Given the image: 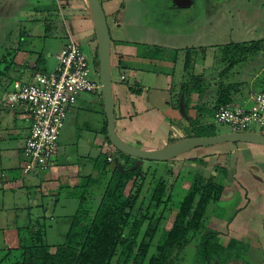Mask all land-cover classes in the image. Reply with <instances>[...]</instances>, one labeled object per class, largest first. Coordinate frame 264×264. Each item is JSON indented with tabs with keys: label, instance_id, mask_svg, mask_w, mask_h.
<instances>
[{
	"label": "crops",
	"instance_id": "0c3cea01",
	"mask_svg": "<svg viewBox=\"0 0 264 264\" xmlns=\"http://www.w3.org/2000/svg\"><path fill=\"white\" fill-rule=\"evenodd\" d=\"M28 1L32 3L27 5ZM38 1L40 0H1V3L3 4V11L6 12L5 15L13 19L15 10L22 11L27 5L28 11L24 10L22 14L17 15V18H15L18 22H23L21 25L31 26V28L23 31V33L25 32L23 36H29L35 40L41 38L45 41L44 38L47 37V33H53L52 35L55 36L60 35L61 47L70 39H73L80 47L82 45L80 42H84L90 55L95 54L96 40L94 27L83 0H64V4L61 6L62 8L59 6V11L71 16L72 24L70 23L68 26L64 25V28L55 27L54 30H51V25L53 23L57 24L58 20L52 21L49 19L50 17L48 18V15H50V13L45 12V15L41 14L45 16L43 18L33 12L36 11V4ZM100 2L106 15L111 37L113 73L114 69L116 70V78H113L115 131L121 138L135 146L140 145L145 148L147 146H143L144 144L152 143L155 148H159L166 145L172 132L177 136L178 133L182 132L179 126L173 129V124L171 123H180L179 125L182 128L193 127V125H195L194 121L198 120L199 115V123L201 119L202 122H205V120H203V114H198V112H194L193 110L197 102L199 103V100H201V96L205 95L207 99L212 96L210 92H205L202 95V85L198 83L203 82L201 76L190 77V81L188 82V84H190V89H185V82L180 83L178 87L179 90L175 93L174 97L172 95L174 85L172 83L174 79L173 74L177 73L176 68L178 67L179 61H183L184 68L188 70L191 60L194 61L193 58L197 60L199 58V53L200 58L202 56L201 54H203V58H206L209 56V53H214L216 48L221 45L231 42L245 43L264 39V27H260L258 23H252L251 16L248 14L249 12H258L263 8H258L259 6L257 7L255 2L250 3L252 0H247L246 2L241 1V3L236 2V0L198 1L201 3L193 1V11L189 9L187 10L188 12H184L180 6L176 7L179 14L180 12L184 13L183 15L180 14L181 16H186L177 26L170 25L169 23L156 22L153 8L147 7L146 0H100ZM166 3L167 0H163L164 8L175 15V8L171 5H166ZM75 7H78V9L75 10ZM200 10H203L204 14H201ZM27 15L36 17L33 20H28L25 18L28 17ZM262 16H264V13ZM42 24L43 28L41 32L39 31V26H42ZM23 36L22 34L19 35V44L16 49L18 57L21 58V65H19L17 69L15 68L16 73L12 74L9 80L5 82L8 83L6 84L4 92L9 89L10 83L14 80L28 82L32 79L33 73L37 71L48 73V71L39 70L37 67H39V64H45V53L51 55L49 48L42 44L28 45L26 44V40L23 39ZM188 49H190L192 53H190V61L186 66V51ZM58 52L55 55L56 57ZM239 64L235 67H238ZM263 68L264 63L261 64L259 68L250 72L251 74L249 72L240 73L239 71V74H241V81L245 82L248 80L249 87H245L240 92L235 93V97L240 100L234 102L241 103L249 98L251 93L254 92V89H250L252 88L251 81L253 82V80L257 78ZM234 69L235 68L232 70ZM122 74L126 77L124 81L120 80V75ZM250 77L252 79L251 81ZM191 80H194V83ZM255 85L257 91L264 89H260V85L258 84ZM130 87L136 90L140 89L141 91L139 93L133 92ZM207 89H209V87H207ZM195 93H197V96ZM216 93L217 90L213 95V100H211V97L208 99V103H211V105H207L212 108L215 106L214 99ZM81 94L68 111L67 118L71 116V120L82 117V106L76 108V105L82 97ZM0 100V109L9 108L6 104L2 103V97ZM84 101L85 98H83L81 104L84 103ZM90 101L101 104V94L95 93L92 99L87 100V102ZM202 105H206V103ZM13 110L16 111L15 117L17 119L26 121L29 133L30 120L24 109L16 108ZM189 110H192V112L190 113ZM182 113L183 115H181ZM166 119L171 125L168 126L163 124ZM12 122H14V119H12ZM104 126L106 127V121ZM12 128L13 131L11 130ZM103 129L104 127L101 124V127L95 131L94 141L92 142L89 139L87 143L91 144L92 142V144L98 147L99 145H103L102 147L106 148L107 152H111L110 146L106 143ZM10 130L14 136L18 128L14 124L10 127ZM17 136L18 133L16 134V137ZM5 139L6 138H3V140ZM24 141H17L19 144L17 146L15 145V147L10 145L0 147L1 193L5 194L10 192L12 195H15L17 193L16 189H20L21 191L23 190V194L34 191L35 193H39L40 198L46 199L50 198V194H55L57 188H59L62 183L67 182L66 184L75 186L81 182L79 179V182L73 185L67 180L61 182L60 178H58V176L65 171L66 165L65 163L62 164L60 161V158H65L66 154L65 148L60 145L61 143H58L53 163L48 168L43 170L37 169L35 172H32V174L26 176L22 175L20 172L16 174V170L13 169H19L22 165L23 160L21 153ZM65 160L66 163H68L67 157ZM82 160V163L77 164V170L75 169V178L82 176L83 172H85V158L82 157ZM251 160L252 159L249 158L243 162H252ZM253 164L261 170V174L264 173V161L258 159L253 161ZM240 170L242 169H239L237 176L238 180L249 188L254 184L253 182L256 178L250 173L247 174ZM43 195L46 197H43ZM262 196L264 197V195ZM54 197L53 200H55ZM37 201L38 200H35L34 202ZM257 202L258 200L255 201L254 198L250 197L246 206L239 205V208H237V216L232 223L233 226H235L239 218H241L244 223L246 217L244 212L250 205L253 206V203L257 204ZM42 205L43 204L40 206L42 207ZM2 211L5 212V206L0 203V220L3 219ZM261 223L262 218L255 224L256 228L253 229V231L248 229V227L243 230H249L252 234L257 235L258 242L262 245L261 248L264 251V234ZM2 226L6 227L7 225L2 224ZM2 226L0 225V227ZM242 232L244 231H239V234ZM249 232H247V235ZM231 235L235 237V239H238L239 235H234L233 233H231ZM249 244L254 246L252 242Z\"/></svg>",
	"mask_w": 264,
	"mask_h": 264
},
{
	"label": "rangeland",
	"instance_id": "374dc122",
	"mask_svg": "<svg viewBox=\"0 0 264 264\" xmlns=\"http://www.w3.org/2000/svg\"><path fill=\"white\" fill-rule=\"evenodd\" d=\"M193 1L198 2L201 0H167L166 5H171L175 8L179 7L183 9L184 12L191 9L193 11ZM241 1L246 2L247 0H236V2L241 3ZM193 2V3H192ZM258 8H263L262 10H259L258 12H249L248 14L251 16L252 23H258L260 27H264V0H252L250 3H254ZM31 1L27 2L28 4H31ZM201 3V2H198ZM64 4V0H40L36 4V11L35 14L39 15V17H45L42 15H45L46 13H50L48 15V18L52 21L58 20L57 24L53 23L51 25V30H54L55 27L57 28H64L65 26L70 25L71 22V16L67 15L66 13L59 11V6L61 7ZM147 7L153 8L154 18L156 22H163V23H169L170 25L177 26L179 22L183 20L186 16H181L184 13L180 12V14L177 12L174 15V13H170L167 9L164 8L163 0H146ZM26 5V8L24 10L28 11V7ZM3 4L0 0V98L2 97V103L6 104L8 102L7 98L5 97L6 92H4V89L6 87L5 83L9 78L12 76V74L16 73L15 68L19 65H21V58L18 57V53H16V49L18 48V37L20 34L25 35L24 30H27L28 28H31L29 25H21L22 21H17V15L22 14L24 10L17 11L15 10L14 19L12 17H7L5 14L6 12L3 11L2 8ZM146 7V8H147ZM2 8V9H1ZM24 8V7H23ZM22 8V9H23ZM62 8V7H61ZM78 7H75V10H77ZM145 9V8H144ZM44 12V13H43ZM46 12V13H45ZM188 12V11H187ZM201 14H204L203 10H200ZM42 14V15H41ZM258 14V16H257ZM29 15V14H28ZM27 15V16H28ZM23 16V15H22ZM36 16H28L25 17L28 20H33ZM22 20V19H21ZM91 20V19H90ZM92 21V20H91ZM93 24V23H92ZM63 25V26H62ZM40 30L43 28L40 25ZM53 27V28H52ZM38 31V32H39ZM42 32V31H41ZM40 33V32H39ZM53 33H47V37L44 38L45 41H43L41 38L35 40L34 38H31L29 36L25 37L23 36V39L26 40V44L28 45H39L42 44L44 46H47L49 48V52L45 53V64H39L37 67L39 70H44L48 72H52L57 64L56 59V53L61 51L62 47L60 46V35H52ZM79 38V37H78ZM35 40V41H34ZM256 41V40H255ZM23 43V42H22ZM81 47L83 51L87 54L88 57H90V53L85 47L84 42H80ZM247 47H249V43H247ZM60 46V47H59ZM64 46V45H63ZM87 46V45H86ZM223 46V45H221ZM221 46L217 47L214 53H209L208 57H202L203 54H198L199 58L194 61L191 60L190 62V68L186 70L183 66L184 62L179 61L178 67L176 68L177 73L173 74V91L172 95L174 97L175 93L179 90V84L182 82H185V89L190 87V84L188 82L190 81L191 76L199 77L201 76L203 79L202 85V95L206 92H210L211 100H213V95L215 91L217 90L219 83H233V82H239L241 81V74L244 72H252L253 70L259 68L261 64L264 63V45L263 47L257 52V53H249L246 55L245 59L242 60L238 67H235L234 70L230 71L229 73H224V69L226 68V64L222 61V52H221ZM9 47V48H8ZM58 52V53H59ZM210 52V51H209ZM211 54V55H210ZM194 56V55H193ZM14 61V62H12ZM196 64V65H195ZM45 65V67H44ZM234 73V75H233ZM251 74V73H250ZM260 75V74H259ZM252 83L250 88L251 90L254 89V91H257L255 89V84H260L261 81L258 80V77ZM113 78H116V70L114 69ZM260 79V78H259ZM194 83V80H191ZM259 81V82H258ZM244 84L245 87L248 86V80L245 82L241 81ZM247 84V85H246ZM209 87V89H207ZM190 89V88H189ZM261 89V88H260ZM247 93V92H246ZM197 96V93H195ZM217 94V93H216ZM248 94V93H247ZM246 94V95H247ZM4 97H3V96ZM95 95V92H83L81 94V99L79 100L77 107L83 108V111L81 112L82 117H78L76 120H71V116H68L66 120V124L64 125V128L62 129V132L59 136L58 143H61L65 148L66 154L65 158H60V161L62 164L65 165V171L58 176L60 178L61 182L64 180H67L68 182H71L73 185L75 183L79 182V179L81 177L87 176L91 171L95 174L96 170L93 171L92 165L87 164L85 166V172H83L82 176H78L75 178V173L77 170V164L82 163V157H96L100 154V152H107V149L102 147L101 145L96 146L95 144H92L95 138V131L98 130L101 127V124L104 127V123L106 121L105 114L103 111V107L100 103H96L93 101L87 102V100H90ZM208 97V99H210ZM85 98L84 103L81 104V101ZM205 95L201 96V100H199V104L195 105L193 108L194 112H198V114H203V120L205 122H202V119L199 124L193 125L194 127H186L182 128L178 123H171L173 124V129H175L177 126L182 130V132L178 133V136L175 135L173 132L169 137V141L167 143L172 142L173 140L180 139L187 136H194L192 134H200V133H207V132H215L218 133H224L231 131L230 127L227 124L224 123H215L214 122V116H213V108L210 107L211 103H208V100ZM216 99V95H215ZM214 99V103H215ZM240 99L234 97V101H239ZM1 101V100H0ZM206 105H202L205 104ZM209 104V105H207ZM15 110L11 108L7 109H0V147H3L4 145H10L15 147L19 143L17 141L23 142L27 138V123L26 121L19 120L15 117ZM191 113L192 110H189ZM183 115V113L181 114ZM183 117V116H182ZM188 118V117H187ZM12 119H14V122H12ZM200 119V115L198 117V120ZM17 126L18 130L16 134L18 133V136L16 137V134L13 136L12 131L13 128L10 130V127L12 125ZM163 124L171 125L169 121L166 119ZM26 126V127H25ZM254 131H259L261 133H264V127H261L259 129L256 125L249 128ZM3 138H6L3 140ZM89 139L92 141L91 144H88L87 142ZM25 142V141H24ZM140 143V142H138ZM137 145V144H136ZM143 145V143H142ZM139 147H142L140 145H137ZM143 146H147L145 148L154 149L155 146L151 144H144ZM239 146V147H238ZM58 148V146H57ZM109 148V147H108ZM144 148V147H142ZM112 150V148L110 147ZM156 149V148H155ZM109 156V152L106 153ZM217 154L219 155L217 157ZM256 154H261L263 156L264 154V145H257V144H249V143H242L240 145L238 144H223V145H217V146H211L207 148H199L195 150H191L185 155L180 156L178 158H174L169 161H150V160H142L140 161V165L142 167L140 177L139 179L144 180L143 186L141 187V191L139 193L138 199H136L133 207L131 208L130 212L134 216H139L145 214V212L149 209L151 212H149V216L151 217L153 215L154 218H158V232L157 236L155 238V242L160 239V236L162 233L168 231L173 223L174 218L177 213V205L185 195L187 189L190 187L193 177L200 171H203L205 168L208 167L209 171L213 175H215L217 178V173L214 171V168L222 167V166H230V172L229 177L224 179L223 181V191L221 194V200L217 202H211L206 210L205 216H204V227L213 226L214 223H219L213 219L215 218H228L230 217L234 211L236 210L237 206H246L251 198H254L255 201L258 200L257 204L253 203L254 205H250L249 208L246 209L244 212L245 221L237 220L235 223V226L233 224L231 225L233 228L231 231H244L241 234L235 233L238 236L239 241L241 240L243 244L246 243L247 249L242 253L243 261L245 263L243 264H264V251L262 250V245L258 242V236L252 234L249 232V230H243V229H253L256 228V223L262 218V212L264 208V173L261 174V170L258 168V171L253 170V161L257 159L253 158ZM22 160L23 154L21 153ZM66 157L67 162L66 163ZM111 157V156H110ZM192 157H203L206 160L207 165H201L197 162H194L192 160ZM217 157V158H216ZM253 159L252 162H243L246 161V159ZM108 160V159H107ZM109 162H112V157ZM241 165H240V164ZM250 163V164H249ZM252 163V165H251ZM121 165V161H114L109 164V168H113L114 165ZM49 167V166H48ZM237 167V168H236ZM76 169V170H75ZM235 169V170H234ZM239 169L241 172H245L249 174V172H253L250 174H253L256 178V180L253 182L247 192L243 191L241 189H238V185L242 184L238 180V172ZM83 171V170H82ZM234 171V172H233ZM146 172V175H145ZM221 172H219L220 175ZM57 175V174H56ZM160 178V181L164 182L165 190L167 191V195L169 199L163 197L161 199V203L157 204L156 202L150 203L151 194L155 188L156 180ZM138 179V178H137ZM155 179V181H153ZM81 180V179H80ZM140 180H137L136 184H133V182L129 183L126 189V192L132 190V192H135L138 189V185ZM67 183V182H65ZM62 183V184H65ZM81 183V182H80ZM240 183V184H239ZM78 185V184H77ZM243 185V184H242ZM76 186V185H75ZM238 192H237V190ZM17 193L15 195H12V193L7 192L5 194L1 193L0 191V203L5 206V212L3 213V219H1L0 225L6 224L7 226L0 227V258L2 257L3 249H7L9 246L17 247V226L23 227L28 223L34 222V219L38 216L40 223H43L45 221L44 217H47L51 220L50 222V228L47 229V241L49 243L58 244L64 241L65 237V227L67 221L70 219H64L67 215L74 214L75 210L78 207L79 198L76 197H69L70 193H73V190L71 187H62L57 188V191L55 194H50V198H40L39 193H35L34 191H31V193H24L23 190L16 189ZM97 190V191H96ZM94 190V193H89L90 196H97L96 192L100 191V188H96ZM234 190L233 194L232 191ZM90 192V191H89ZM41 194V193H40ZM45 194V193H42ZM4 195V196H3ZM57 195L59 198V201L57 202V206L55 207L53 205V197ZM77 195H80V189L77 191ZM43 197H46L43 195ZM263 199H262V198ZM230 198V199H227ZM35 200H38L37 202H34ZM41 204L42 207L40 206ZM244 204V205H243ZM55 208H54V207ZM16 208V209H14ZM54 211V217H51L52 212ZM224 222V221H221ZM68 223V222H67ZM147 224V222H146ZM146 224H144L143 229L146 228ZM224 223H221V225ZM244 227V228H243ZM16 229V231H15ZM226 231L222 232L218 235V242L226 245L229 238L232 237L231 231L229 228ZM247 232L249 234L247 235ZM234 234V233H233ZM234 238V237H233ZM254 243V246L250 245L249 243ZM199 243V236L194 237L189 245L184 250L182 258L179 260L177 264H201L202 261L197 257L196 255V249ZM54 248H51V251H53ZM253 262V263H252ZM237 262L229 263V264H235ZM208 264H219L216 260H211Z\"/></svg>",
	"mask_w": 264,
	"mask_h": 264
},
{
	"label": "trees",
	"instance_id": "16d2710c",
	"mask_svg": "<svg viewBox=\"0 0 264 264\" xmlns=\"http://www.w3.org/2000/svg\"><path fill=\"white\" fill-rule=\"evenodd\" d=\"M263 45L264 39H259L245 43L231 42L221 46V59L227 63L222 74L229 73L247 54L257 53ZM190 53L192 51L188 49L186 66L190 61ZM95 56L98 67L96 52ZM259 76L258 80L261 81L259 87L263 89L264 68ZM244 84L219 83L213 110L220 105L234 102L235 93L240 92ZM130 89L137 93L141 91L133 87ZM198 123V120L194 121V124ZM103 132L106 143L112 148L109 152L112 162L117 160L122 164L109 168L112 162L107 160V152H100L92 158L85 157V166L91 164L96 173L91 171L87 176L81 177V183L76 186L66 183L60 185V189L63 186L72 188L73 193H70L69 197L79 198V205L74 214L64 217L70 219L64 225V241L58 244L49 243L46 239L51 220L44 217L45 221L40 223L41 217L38 216L33 223L31 221L23 227H17L18 246L3 249L0 264H177L186 247L196 236H199L196 255L202 261L201 264H208L211 260L227 264L229 260L243 258L241 256L247 249L246 244L230 237L227 244L223 245L218 242V232L204 227V216L209 204L221 200L223 181L229 171L227 166L214 168L217 178L209 169H204L193 177L190 187L177 205L172 227L162 233L160 239L155 242L158 218L149 216L150 209L139 216H134L130 212L144 183L143 177L139 179L142 167L138 164V159L118 151L111 145L105 126ZM213 134L216 133L211 131L192 135ZM255 157L264 161V154L263 156L256 154L253 158ZM192 160L201 167L207 165L203 157H192ZM24 165L23 160L20 168L13 170H16V174L20 172L25 176L35 172L23 174ZM137 180H140L138 189L135 192L132 190L126 192L128 184L131 182L136 184ZM154 183L155 188L149 204L154 202L160 204L163 197L168 200L164 182L158 178ZM97 187L100 188V191L96 192L97 196L96 194L90 196L89 193L93 194ZM78 189L80 195H77ZM54 198L53 205L56 207L59 198L57 195ZM50 216L54 217V211Z\"/></svg>",
	"mask_w": 264,
	"mask_h": 264
},
{
	"label": "built area",
	"instance_id": "2783aa9c",
	"mask_svg": "<svg viewBox=\"0 0 264 264\" xmlns=\"http://www.w3.org/2000/svg\"><path fill=\"white\" fill-rule=\"evenodd\" d=\"M52 72H35L28 82L14 80L5 97L7 107L22 108L30 120L28 136L22 147L25 165L22 173L43 170L53 163L59 136L68 111L83 92L101 94L95 54L87 56L80 45L70 39L58 53ZM120 80H126L124 74ZM215 123L227 124L231 131H254L264 127V89L251 93L241 103L216 107ZM110 156L107 157L110 160Z\"/></svg>",
	"mask_w": 264,
	"mask_h": 264
},
{
	"label": "water",
	"instance_id": "95a60500",
	"mask_svg": "<svg viewBox=\"0 0 264 264\" xmlns=\"http://www.w3.org/2000/svg\"><path fill=\"white\" fill-rule=\"evenodd\" d=\"M93 23L98 77L101 85V102L106 118V134L113 147L118 151L142 160L169 161L185 155V153L211 146L223 144L250 143L264 145V133L259 131H229L213 135L187 136L156 149H145L128 143L115 131V104L113 95V71L111 57V37L109 27L100 0H83ZM264 234V212H263Z\"/></svg>",
	"mask_w": 264,
	"mask_h": 264
},
{
	"label": "flooded vegetation",
	"instance_id": "af4514ba",
	"mask_svg": "<svg viewBox=\"0 0 264 264\" xmlns=\"http://www.w3.org/2000/svg\"><path fill=\"white\" fill-rule=\"evenodd\" d=\"M253 160V159H252ZM256 160H258V159H256ZM255 161V160H254ZM252 165V164H251ZM253 167H254V169L253 170H251V171H253L254 172V170H256V171H258V167H256L254 164H253ZM237 168V167H236ZM205 169H207L208 170V167L207 168H205ZM228 169H229V171H228V176L227 177H229V172H230V166H228ZM235 170V169H234ZM234 172V171H233ZM253 172H249V173H253ZM251 175H253V174H251ZM254 176V175H253ZM255 177V176H254ZM240 184V183H239ZM238 189H240V191L239 192H241V189L243 190V191H245V192H247V190H248V187H246V186H244V185H242V184H240V186L238 185ZM237 190V189H236ZM234 192V190L232 191V193ZM237 192H238V190H237ZM228 199H230V198H228ZM237 208H239V206H237ZM237 208H236V210L234 211V213L230 216V217H228V218H215V217H213V219L215 220V221H217V222H219V223H215V222H213L214 223V225L213 226H209L208 227V229H211V230H214V231H216V232H218V235L219 234H221L222 232H224V230L226 231L227 229H225V228H229L230 229V231L232 230V226H231V224L233 223V221L235 220V218H236V216H237ZM263 212H264V208H263ZM263 212H262V221H263ZM221 221H224V222H221ZM221 223H224V224H222L221 225ZM262 224V229H263V223H261ZM205 228H207V227H205ZM239 231H237V229H236V231H231V233H234V235H235V233H238ZM235 238V237H234ZM237 239V238H236ZM238 241H239V239H237ZM241 241V240H240ZM242 242V241H241ZM244 243V242H243ZM246 244V243H245ZM237 262V263H235V264H243V263H245V261H243V258L242 259H236V260H229L228 261V263L227 264H229V263H233V262ZM253 263V262H252ZM249 264V263H248Z\"/></svg>",
	"mask_w": 264,
	"mask_h": 264
}]
</instances>
